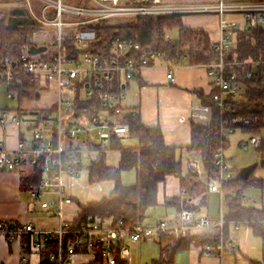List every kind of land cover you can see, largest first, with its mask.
I'll return each instance as SVG.
<instances>
[{
  "label": "built area",
  "instance_id": "1",
  "mask_svg": "<svg viewBox=\"0 0 264 264\" xmlns=\"http://www.w3.org/2000/svg\"><path fill=\"white\" fill-rule=\"evenodd\" d=\"M80 3L64 2L63 0H23L24 7L30 19L41 26L55 28V35L46 44L24 43L20 47L18 63L11 58L0 60V81L8 85L16 72L28 75L41 90H50L54 94L53 100L44 108L46 110L31 128L29 144L25 140H18L12 150L6 148L0 141V168L15 169L21 165L34 166L39 163L44 173V179L30 191L31 196L39 202L40 208L49 217L61 220L62 209L72 200L66 194L63 175L68 173L76 176L77 170L66 159L69 150L67 142L81 140L86 144H93L92 137L98 138L96 147L107 149L111 134L121 136L127 133L123 124H113V120L104 117L103 112L114 109L122 113L123 90L126 81L136 78L143 68L162 64L169 69L166 76L173 80L171 68L175 62L165 60L161 51L143 50L140 45L132 41L112 40L104 46L102 54L88 51L89 45L96 39L93 24L101 19L116 18L118 16L136 17L139 15L177 14L183 16L193 12H214L218 15V32L215 39H211L210 47L217 53V60L204 63L207 76L211 79L216 91L211 94L214 105L220 114L226 107L229 95L238 96L243 92L244 84L233 70L227 66L240 64H254L253 61H228L225 56L235 44L237 31L249 26H264V0H80ZM242 23V24H241ZM66 27V29H64ZM71 47L67 49L69 46ZM31 46H44L41 51H30ZM76 53V54H75ZM264 70V59L257 61ZM264 74V72H263ZM244 79L264 81V75L258 74L256 69H247ZM111 80L121 85L118 92L111 91ZM80 82L83 85L82 98L95 96L104 110L96 114L82 113L73 115L74 92L69 84ZM8 97L15 94L8 89ZM108 113V112H107ZM133 113V110L131 111ZM112 116L110 113H108ZM240 117H233L232 121ZM10 120L19 123L16 115L7 110L0 111V121ZM231 130V129H229ZM225 129L221 131L220 140L213 147V160L216 167V177L206 181L207 190L221 191L223 181L233 177L231 168L225 160L222 138ZM260 137L252 135L242 142L246 148L249 144L256 145ZM56 186V199H44L42 194L51 184ZM184 193V191H182ZM108 219V220H107ZM111 216L100 220L81 224L77 228L69 226V222L58 224L55 230L40 229L28 222L22 225H4L0 221V234L9 239L26 234L30 237L34 249L50 240H56V250L48 256L51 264H74L73 254L75 245L84 242L89 249L100 247L104 261L108 264H122L128 254L127 245L120 243L124 235L130 240L137 241L160 235L172 238L170 243L187 235L192 227L204 228L209 226L206 216H196L193 209L181 208L178 218L174 222L161 220L155 225L147 226L135 223L124 226L114 225ZM224 219L220 215L216 223L221 229ZM248 221L234 222V228L248 225ZM264 226V215L260 218ZM74 238L66 239L65 234ZM234 244L219 240L216 245L203 243L201 255L216 254L222 257L225 251H233ZM25 262V258H22Z\"/></svg>",
  "mask_w": 264,
  "mask_h": 264
},
{
  "label": "trees",
  "instance_id": "2",
  "mask_svg": "<svg viewBox=\"0 0 264 264\" xmlns=\"http://www.w3.org/2000/svg\"><path fill=\"white\" fill-rule=\"evenodd\" d=\"M21 1L23 0H0ZM69 2L80 3V0H69ZM8 11L0 7V60L4 57L11 58L18 63L20 47L22 44L30 43L32 34L42 26L36 22L23 25L8 24ZM115 18L101 19L93 24L96 39L92 42L88 51L102 54L104 46L112 40H124L136 42L143 50L161 51L165 54V60L179 63L186 61L189 64L211 63L217 60V53L211 49V38L209 33L201 28L186 26L182 22V16L177 14L165 15H139L133 17L130 22H117ZM177 29L176 39L167 36V32ZM69 49L71 45L67 46ZM72 48V47H71ZM76 54V53H75ZM229 55L225 58L230 61H253L254 64H240L227 66L228 70L236 72L239 79L244 84L243 92L238 96L229 95L226 99V107L222 114L214 105L211 94L217 89L214 86L209 96L205 100L212 106V117L207 124L192 123L191 141L184 149H196L201 152V166L205 172V179L200 180L199 173L191 166H184L181 158L176 155L177 148L167 146L163 141L159 125L147 126L141 123L139 111L130 110L117 113L114 109H108L113 117V124H123L127 127V136L137 139L135 146H124L120 136L110 135L107 149H98V154L88 164L89 182L102 180H112L113 190L98 200L80 203V211L69 222V226L77 228L81 224L100 220L111 216L112 223L124 226H131L141 223L145 215V210L157 204L156 187L167 175H174L179 179V185L184 193L173 196L166 200L164 204L173 205L178 211L181 208H192L190 200L206 189L207 180L216 177V167L213 160V147L219 143L220 134L223 129H240L252 135H258L264 130V81L244 79V72L247 69H256L258 74L264 75L261 65L257 62L264 59V26H249L237 31L234 46L229 50ZM139 79V76L136 77ZM121 85L111 80V91L118 92ZM13 91L18 104L27 98H31L33 91L38 96L39 87L28 75L16 72L13 79L7 85ZM69 88L74 92L73 115L82 113L96 114L104 107L95 96L82 98L81 91L83 85L80 82L69 84ZM205 102V101H204ZM122 106V105H121ZM18 114L25 110L17 105ZM123 108V106H122ZM124 109V108H123ZM28 110V109H27ZM46 110L38 108L37 114L41 116ZM233 117H240L239 120L232 121ZM225 137L222 138L223 151L225 148ZM69 148L67 147L66 150ZM117 149L119 160L116 166H108L106 163L105 151ZM258 154V164L264 167V136L254 145ZM225 156V155H224ZM67 156V160H73ZM74 164V163H73ZM73 165V167H77ZM135 169L137 182L132 185H124L120 180V173L123 170ZM42 168L39 163L35 164L31 172L23 177V181L36 188L42 182ZM233 174V173H232ZM248 175L242 178L240 174L234 175L230 179L223 181L221 191L224 195L226 212L223 214V225L219 234L202 235L194 237L190 233L182 236L170 243L162 250L160 257L161 264H172L175 253L179 249L187 248L195 239L200 238L202 243H212L216 245L219 240L226 241L228 224L234 222L248 221L254 233L264 235V226L260 223V218L264 215V207H257L246 202L244 191L251 187L262 188L263 181ZM167 242L172 238L168 235H160ZM74 238L73 235L65 234V240ZM56 240L52 239L44 244L42 257L39 264H51L48 256L56 250ZM86 248L84 242L75 245V250ZM94 259L87 264H104V258L100 247L93 248ZM122 264H126L121 260ZM258 264H264V259Z\"/></svg>",
  "mask_w": 264,
  "mask_h": 264
},
{
  "label": "crops",
  "instance_id": "3",
  "mask_svg": "<svg viewBox=\"0 0 264 264\" xmlns=\"http://www.w3.org/2000/svg\"><path fill=\"white\" fill-rule=\"evenodd\" d=\"M19 9H25V7L13 6L8 9V17L11 16L14 24H16L14 20L19 18L16 13V10ZM10 10L14 12L10 13ZM166 63L165 61V66L160 63L147 66L138 75L139 79L134 78L126 81L122 99L123 112L137 110L139 111L141 123L147 126L159 125L164 143L167 146L176 147V155L182 161L185 160L183 162L184 166H191L196 169L200 180H204L205 172L201 166V152L196 149L187 150L184 148L191 141L192 123L207 124L211 120L212 106L208 104L205 97L209 96L214 86L211 79L207 76L203 64H189L186 61L176 63L171 68L173 76V80H171L166 76L169 70L166 67ZM43 91L45 93L49 92L45 89ZM38 98H40V94H38ZM51 101L48 103H35L33 106L27 103L28 100H24L23 104L22 102L20 104L17 102V105L25 110L21 114L16 111L17 105L11 108L6 105L5 107L0 106V111L7 110L10 114L16 115L19 120L18 124L10 120L4 123L0 121V141H2L3 145L12 150L16 147L18 140H25L28 143L31 136V128L38 119L37 109L46 108ZM103 115L109 120L114 119L113 116L109 115L110 117H108L104 112ZM232 131L228 130L224 133L225 140V134ZM27 132L30 133L29 136ZM120 137L124 141L122 142L124 146H135L137 144V139L135 138L136 142L125 143L128 138H131L127 134H123ZM75 141L67 142L66 148H69V154L73 157V160H69L72 166L77 165V163L79 165L73 167L77 170L76 176L68 173L63 175L66 194L69 195L72 201L64 205L61 220L47 216L40 208L39 202L31 196L30 191L34 188H30V185L23 181V177H26L31 172L33 166L21 165L15 169L0 168V221L4 225H22L30 222L40 229L55 230L60 223L59 221L72 222L80 211V203L98 200L107 196L113 190L114 182L112 180L96 181L94 182L95 186H92L93 188L89 191L84 190L86 183L89 187L91 185L88 178V164L98 154V148L96 147L98 138L96 136L92 137L93 144H86L81 140H78L77 143ZM105 154L107 165L116 166L119 160V151L117 149H108ZM84 159L87 160V166L83 169ZM255 167L256 165L254 164L253 170ZM41 177L43 180V172ZM256 178L263 181V187L258 188L260 193L256 194V192H253L256 194L254 198H246L244 193L243 195L247 203L257 207H264V177ZM122 183L124 185H132ZM181 193L178 177L167 175L162 182L157 184V204L145 210L141 223L151 226L161 220H166L167 222L176 221L179 211L173 205H166L164 202L173 196L181 195ZM42 197L49 200L56 199V186L53 182L49 189L42 194ZM223 197L222 191H208L206 185L204 191L190 200L191 209L194 210L195 215H204L209 220V226L207 227H192L189 232L191 235L196 237L220 233L222 228L220 229L216 223L220 215L226 212ZM210 201L215 206L213 209L210 207ZM157 217L159 218L156 219ZM242 227L233 229L232 223L228 224L226 238L234 244L235 249L233 251H225L222 257L216 254L201 255L200 250L203 243L200 238H195L187 248L179 249L175 253L172 264L261 263L264 259V235L254 233L249 225H242ZM120 243L128 247V254L124 259L126 264H161L162 250L167 248L168 242L162 237H150L132 241L126 234L122 237ZM43 247L44 245L41 246L40 250L34 249L31 245L30 237L26 234L12 239L0 234V264H39ZM239 254L244 259L240 260ZM23 257L25 262L22 260ZM93 259L94 252L87 247L77 249L72 257L74 264H87ZM104 264L108 263L104 261Z\"/></svg>",
  "mask_w": 264,
  "mask_h": 264
},
{
  "label": "rangeland",
  "instance_id": "4",
  "mask_svg": "<svg viewBox=\"0 0 264 264\" xmlns=\"http://www.w3.org/2000/svg\"><path fill=\"white\" fill-rule=\"evenodd\" d=\"M32 3H34V0H31ZM64 2H69V0H63ZM202 1V0H200ZM19 6L24 7V2L21 1H4L0 3V7L4 10L9 11L11 7ZM133 20V17L130 16H118L114 19V21L117 22H130ZM218 20L219 17L214 12H193V13H186L182 16V22L186 26H190L193 28H201L206 30L209 33V36L211 39H215L217 32H218ZM242 24V23H241ZM66 29V27H64ZM56 33L54 27L50 26H42L39 30L35 31L32 36L30 37V43H41L46 44L48 39H50L51 36H54ZM167 36H169L171 39H176L177 37V29H173L172 31L167 32ZM48 93H45L43 90H38V94H40V98L38 96L36 97V91H33V96L31 98H27L25 100H28L27 103H29L31 106H33L35 103H48L49 101L54 98V94L52 92V89L48 90ZM13 92V91H12ZM8 87L7 84L3 81H0V106L5 107V105L9 108L15 107L17 105L16 96H13L12 98L8 97ZM14 93V92H13ZM24 103V100L22 101V104ZM105 114L109 116L107 112ZM27 135L29 136L30 133L27 132ZM226 136V144L224 148V155L225 160L229 164L231 171L234 175L240 174V171L243 167L247 165H256L255 169L253 170L251 176L256 177H264V167L258 164V154L256 150L254 149V146L249 144L246 148H244L241 144L242 142L248 140V138L251 136V134H248L246 132H242L240 129H234L232 132H228L225 134ZM258 137L264 136V130H261V132L257 135ZM76 143L78 141H75ZM124 142V141H122ZM134 143L136 140L131 137L128 138L125 143ZM185 160H183L184 162ZM83 169L87 166V160H83ZM120 180L124 182L125 184H134L137 182V173L135 169H130L127 171H122L120 173ZM93 183V184H92ZM90 187L86 183L84 186V190H90L93 188L92 186H95V183L92 182ZM253 192H256V194H259L260 191H258V188H248L244 192L246 194V198H254L256 194ZM252 200V199H250ZM210 207L212 209L215 207L212 201H210ZM157 217L156 219H158ZM232 227H234L232 223ZM240 228L242 227L239 226ZM243 228V227H242ZM235 229V228H233ZM239 229V228H238ZM245 229V228H244ZM239 259H244L241 254H239Z\"/></svg>",
  "mask_w": 264,
  "mask_h": 264
},
{
  "label": "water",
  "instance_id": "5",
  "mask_svg": "<svg viewBox=\"0 0 264 264\" xmlns=\"http://www.w3.org/2000/svg\"><path fill=\"white\" fill-rule=\"evenodd\" d=\"M13 12H14L13 10H10V13H13ZM16 13L19 15V18L17 20L13 19L16 24L12 22L11 16L7 18L8 24L25 26L27 24L33 23V21L30 19L25 9L16 10ZM43 49H44V46H37V47L31 46L30 47V51H41ZM228 57H230L229 54H228ZM253 168H254V165H247L243 167L240 171V176L242 178H247L250 172L253 170Z\"/></svg>",
  "mask_w": 264,
  "mask_h": 264
}]
</instances>
